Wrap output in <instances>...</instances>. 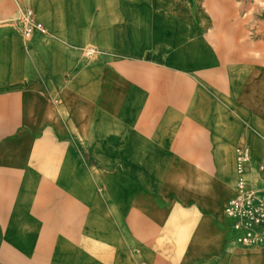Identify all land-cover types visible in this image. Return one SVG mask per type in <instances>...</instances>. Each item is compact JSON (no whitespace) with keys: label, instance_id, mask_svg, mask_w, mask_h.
<instances>
[{"label":"crops","instance_id":"crops-1","mask_svg":"<svg viewBox=\"0 0 264 264\" xmlns=\"http://www.w3.org/2000/svg\"><path fill=\"white\" fill-rule=\"evenodd\" d=\"M239 156L263 186L264 0H0V264H264Z\"/></svg>","mask_w":264,"mask_h":264},{"label":"built area","instance_id":"built-area-1","mask_svg":"<svg viewBox=\"0 0 264 264\" xmlns=\"http://www.w3.org/2000/svg\"><path fill=\"white\" fill-rule=\"evenodd\" d=\"M35 31L45 33L46 29L41 22L27 17L24 34L30 37ZM246 157L238 158V173L240 177L236 185V194L228 201L225 215L231 220L235 233V240L248 248H264V185L255 187L245 177ZM259 172L264 184V164Z\"/></svg>","mask_w":264,"mask_h":264}]
</instances>
